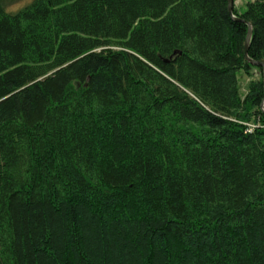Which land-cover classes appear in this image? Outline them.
I'll use <instances>...</instances> for the list:
<instances>
[{"label": "trees", "instance_id": "trees-1", "mask_svg": "<svg viewBox=\"0 0 264 264\" xmlns=\"http://www.w3.org/2000/svg\"><path fill=\"white\" fill-rule=\"evenodd\" d=\"M15 1L0 264H264L262 67L227 0ZM233 13L264 61V0Z\"/></svg>", "mask_w": 264, "mask_h": 264}, {"label": "water", "instance_id": "water-1", "mask_svg": "<svg viewBox=\"0 0 264 264\" xmlns=\"http://www.w3.org/2000/svg\"><path fill=\"white\" fill-rule=\"evenodd\" d=\"M227 6H228V11L232 15L233 18L235 19H240L244 21L247 24V32L245 36V42H244V55L248 61H250L254 65H260L262 67V79H263V84H264V61L263 60H256L248 56V46L252 34V24L250 21L246 20L245 18L238 16L233 13V7H234V0H227ZM260 106L262 109H264V96L261 100Z\"/></svg>", "mask_w": 264, "mask_h": 264}, {"label": "rangeland", "instance_id": "rangeland-1", "mask_svg": "<svg viewBox=\"0 0 264 264\" xmlns=\"http://www.w3.org/2000/svg\"><path fill=\"white\" fill-rule=\"evenodd\" d=\"M27 1L28 0H16L15 2H13L10 5V7L16 8V7L26 3ZM245 2H246V0H234V6L240 10L244 9ZM259 75H260L259 70L256 68H252V72H250L249 74H246L243 71H240L238 73L239 83H240V91L242 94L245 93L249 80L253 79V78H257V77H259Z\"/></svg>", "mask_w": 264, "mask_h": 264}]
</instances>
